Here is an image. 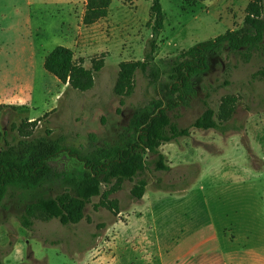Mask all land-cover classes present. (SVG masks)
Listing matches in <instances>:
<instances>
[{
  "label": "rangeland",
  "instance_id": "374dc122",
  "mask_svg": "<svg viewBox=\"0 0 264 264\" xmlns=\"http://www.w3.org/2000/svg\"><path fill=\"white\" fill-rule=\"evenodd\" d=\"M161 2L165 29L151 63L138 71L132 94L121 98L115 93L119 66L145 59L152 38V3L114 0L106 19L89 26L77 21L80 34L69 39L76 62L94 73L92 89L80 92L59 82L56 108L41 117L25 108L2 109L0 151L10 147L24 151L22 142L41 138L63 150L48 162L47 181L39 188L46 197L70 191L72 181L87 176L84 160L103 159L108 149L133 137L138 112L176 100L170 88L184 51L229 30L254 34L244 23L250 0ZM95 66L101 70L96 72ZM228 66L232 69L227 74ZM35 76L37 88H44L48 80L39 69ZM47 87L56 90L52 82ZM225 96L238 100L233 117L225 123L227 133L193 130L190 137L162 146L170 171H157L149 164L136 179L123 182L110 195V200L118 201L119 213L103 206V197H94L80 223L62 225L57 219L37 217L28 230L18 216L33 192L11 186L0 204V264H199L195 254L168 261L160 242L167 244L181 236L180 230L192 232L196 224L213 218L218 225L225 220L241 227L243 221H258V213L227 210L245 203L258 206L264 198V48L247 63L238 55L214 58L191 105L181 109L179 125L190 127L207 105L218 110ZM143 179L148 184L145 195L134 199L132 189ZM12 252L15 259L9 258Z\"/></svg>",
  "mask_w": 264,
  "mask_h": 264
},
{
  "label": "trees",
  "instance_id": "16d2710c",
  "mask_svg": "<svg viewBox=\"0 0 264 264\" xmlns=\"http://www.w3.org/2000/svg\"><path fill=\"white\" fill-rule=\"evenodd\" d=\"M114 0H88L84 24L89 26L106 19ZM151 1L149 26L152 38L143 61H127L120 64L119 77L115 93L125 98L133 93L135 77L152 61L158 50L159 39L165 29L166 14L161 0ZM245 26L254 34L243 30H229L213 40L199 43L181 54V62L177 64L170 91L176 100L167 105L142 110L135 115L134 136L125 138L126 142L116 144L104 155L103 159L84 160L87 176L72 181L70 191L55 198L46 197L39 188L47 181L50 168L48 162L59 156L63 150L57 143L41 138L30 142H22L21 149L10 147L0 151V204L4 201L11 186H23L33 192L31 201L25 204L23 213L18 218L21 225L32 230L37 217L46 220L57 219L62 225L78 224L85 219L87 205L94 197H103L102 205L119 213L118 201L110 200L126 180H134L152 164L157 171H170L166 156L161 147L169 143H177L182 138L190 137L193 130H218L227 133L225 123L235 112L237 98L225 96L221 99L218 110L207 105L206 110L190 127L182 128L178 120L181 109L188 108L197 95L198 83L210 71L212 60L226 54L238 55L246 63L255 53L264 48V0H250L245 10ZM45 70L55 76L69 88L87 92L94 86V73L75 60L73 50L56 47L46 57ZM232 67L228 66L227 74ZM100 66H95L99 72ZM226 80L225 85H228ZM123 100L121 104L123 105ZM17 110L18 108L10 107ZM4 107H1V110ZM37 123V122H36ZM124 140V141H125ZM146 180H139L132 189L134 199L142 200L147 187ZM108 187V191H104Z\"/></svg>",
  "mask_w": 264,
  "mask_h": 264
},
{
  "label": "crops",
  "instance_id": "0c3cea01",
  "mask_svg": "<svg viewBox=\"0 0 264 264\" xmlns=\"http://www.w3.org/2000/svg\"><path fill=\"white\" fill-rule=\"evenodd\" d=\"M87 1L0 0V115L1 107L25 108L35 117L56 108L60 81L45 70V60L58 46L73 50L69 39L80 34L75 23L84 20ZM36 69L48 80L44 88H37ZM48 82L55 85V92L49 91ZM255 206L245 203L227 210L259 214L258 221H243V233L235 221L218 225L213 218L196 224L192 232L180 230L181 236L167 244L160 242V250L168 261L186 260L195 254L199 264H264V198ZM226 230H230L229 236ZM14 252L10 259H15Z\"/></svg>",
  "mask_w": 264,
  "mask_h": 264
}]
</instances>
